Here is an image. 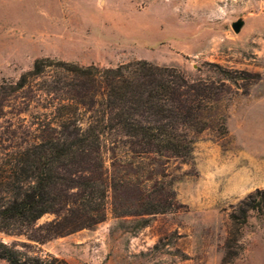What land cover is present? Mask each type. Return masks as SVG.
<instances>
[{"label":"rangeland","instance_id":"obj_1","mask_svg":"<svg viewBox=\"0 0 264 264\" xmlns=\"http://www.w3.org/2000/svg\"><path fill=\"white\" fill-rule=\"evenodd\" d=\"M41 58L98 67L147 60L191 80L220 78L218 65L238 80L225 82L224 129L199 134L184 161L159 159L173 208L119 216L113 204L133 210L144 190H159L122 185L91 228L44 244L0 232V242L58 264H222L228 252L236 253L230 264H264V214L249 211L240 234L229 235V215L264 192V0H0V131L30 120L19 114L29 88H13Z\"/></svg>","mask_w":264,"mask_h":264},{"label":"trees","instance_id":"obj_2","mask_svg":"<svg viewBox=\"0 0 264 264\" xmlns=\"http://www.w3.org/2000/svg\"><path fill=\"white\" fill-rule=\"evenodd\" d=\"M214 67L220 78L191 80L178 67L147 60L98 67L36 59L13 88H29V102L19 114L30 120L0 131V232L44 244L91 228L106 218L108 193L122 185L152 182L159 190L140 193L133 210L113 204L119 216L173 208V191L163 189L167 175L159 159L184 161L199 134L224 129L225 82L236 85L238 77L236 71ZM31 80L37 81L35 87L29 86ZM249 211L264 214L263 191L247 196L229 215V235L240 234ZM48 214L55 218L36 225ZM235 255L228 252L222 264ZM0 259L59 263L3 242Z\"/></svg>","mask_w":264,"mask_h":264},{"label":"water","instance_id":"obj_3","mask_svg":"<svg viewBox=\"0 0 264 264\" xmlns=\"http://www.w3.org/2000/svg\"><path fill=\"white\" fill-rule=\"evenodd\" d=\"M240 27H241V24H240V23H234V24L232 25V28H233V30H234L235 32H238L239 29H240Z\"/></svg>","mask_w":264,"mask_h":264}]
</instances>
